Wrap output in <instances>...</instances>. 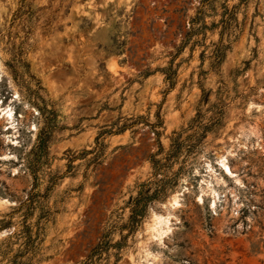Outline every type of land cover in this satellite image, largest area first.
<instances>
[{
  "label": "rangeland",
  "instance_id": "rangeland-1",
  "mask_svg": "<svg viewBox=\"0 0 264 264\" xmlns=\"http://www.w3.org/2000/svg\"><path fill=\"white\" fill-rule=\"evenodd\" d=\"M0 264H264V0H0Z\"/></svg>",
  "mask_w": 264,
  "mask_h": 264
},
{
  "label": "bare ground",
  "instance_id": "bare-ground-1",
  "mask_svg": "<svg viewBox=\"0 0 264 264\" xmlns=\"http://www.w3.org/2000/svg\"><path fill=\"white\" fill-rule=\"evenodd\" d=\"M221 162H222V165H223L224 170H225L226 172H228V171H229V168H228V166L225 164L224 160H221ZM173 203H176V201H174Z\"/></svg>",
  "mask_w": 264,
  "mask_h": 264
},
{
  "label": "trees",
  "instance_id": "trees-1",
  "mask_svg": "<svg viewBox=\"0 0 264 264\" xmlns=\"http://www.w3.org/2000/svg\"><path fill=\"white\" fill-rule=\"evenodd\" d=\"M90 258H91V255H88L87 260H89V262H91Z\"/></svg>",
  "mask_w": 264,
  "mask_h": 264
}]
</instances>
